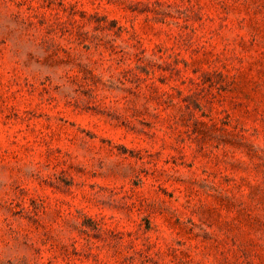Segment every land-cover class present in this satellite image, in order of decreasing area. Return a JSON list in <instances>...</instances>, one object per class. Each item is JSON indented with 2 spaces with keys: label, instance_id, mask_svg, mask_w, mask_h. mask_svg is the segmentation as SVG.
<instances>
[{
  "label": "rangeland",
  "instance_id": "374dc122",
  "mask_svg": "<svg viewBox=\"0 0 264 264\" xmlns=\"http://www.w3.org/2000/svg\"><path fill=\"white\" fill-rule=\"evenodd\" d=\"M0 264H264V0H0Z\"/></svg>",
  "mask_w": 264,
  "mask_h": 264
}]
</instances>
